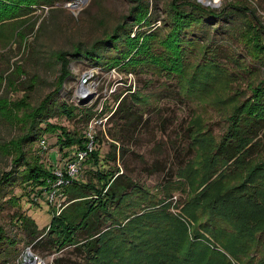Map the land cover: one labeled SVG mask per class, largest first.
Wrapping results in <instances>:
<instances>
[{"label":"trees","instance_id":"16d2710c","mask_svg":"<svg viewBox=\"0 0 264 264\" xmlns=\"http://www.w3.org/2000/svg\"><path fill=\"white\" fill-rule=\"evenodd\" d=\"M50 1L0 0V23L22 13L23 7ZM223 14L196 0H172L167 5L162 27L152 30L150 5L138 0L110 34L88 48L75 46L70 54L81 55L102 69L172 74L179 82L180 78L185 79L188 92L195 82L207 84L214 78L211 71L218 69L216 57L208 50L209 44L200 46L204 41L196 44L190 37L196 29L207 32L211 20L217 21ZM248 28L253 35L252 46L263 52L258 26L248 23ZM199 47L202 59L196 60L187 76L186 55ZM68 54L57 53L60 61L57 85L29 111V130L15 141L13 168L2 173L0 185L19 184L41 190L54 179L51 167L54 159L51 166H46L38 158L28 159L23 150V143L39 136L41 123L45 124L43 130L55 133L56 152L62 157L69 156L73 150L85 149L90 141L85 129L70 131L48 122L55 113L51 107L54 94L70 73ZM127 93L121 98L117 96V109L112 114L136 119L130 103L133 99L140 101V96L135 90ZM54 106L59 112L73 116L72 109L64 102ZM91 114L85 111L82 116L88 120ZM263 129L264 79L254 86L251 97L231 108L227 129L219 141L200 134L201 129L195 132L192 145L199 159L176 172L178 185L181 179L187 184L178 213L171 211L166 196H171V191L179 186L163 185L164 196L158 197L118 168L100 167L99 137L95 134L93 149L82 162L95 167L91 172L96 181L70 179L62 188L66 196L63 208L58 214L51 208L44 229H39L24 214L17 215L16 225L30 241H35V252H59L72 246L82 257L79 262L55 264H231L230 259L238 264H264V250L258 251V258L253 255L264 235V158L252 164L246 162L251 146L264 134ZM115 155L112 149L107 157L114 159ZM18 241L0 228V255L6 262Z\"/></svg>","mask_w":264,"mask_h":264},{"label":"rangeland","instance_id":"374dc122","mask_svg":"<svg viewBox=\"0 0 264 264\" xmlns=\"http://www.w3.org/2000/svg\"><path fill=\"white\" fill-rule=\"evenodd\" d=\"M137 1L51 0L31 8L23 7L22 13L0 23V177L13 168L14 144L29 130V111L56 87L60 74L57 53L65 51L69 53L70 73L54 94L50 105L55 113L48 122L82 132L95 120L92 129L99 137L100 167L118 168L120 173L158 197L164 196L163 185L179 186L166 199L173 213L180 211L187 184L181 179L178 185L176 172L199 159L192 145L195 132L201 129L200 134L219 141L227 129L231 108L251 97L254 86L264 79V51L252 46L253 35L248 28V23L258 26L259 39L264 43V0H211L210 3L196 0L222 11L224 16L217 21L211 20L207 32L196 29L190 37L196 44L204 41L200 46L209 44L208 50L216 57L218 69L211 71L214 78L207 84L195 82L188 92L184 87L185 79L180 78L179 82L172 74L102 69L81 55L70 54L75 46L88 48L110 34L125 20ZM141 1L150 5L154 20L150 29L161 28L167 5L172 0ZM200 49H191L186 55L189 59L187 76L196 60L202 59ZM85 70L93 74L90 80L82 83L85 91L79 97L81 75ZM134 90L140 96V101L133 99L130 103L136 119H125L116 112L112 114L117 109V96L121 98ZM59 102L72 109V117L59 112L54 106ZM101 107V113H97ZM85 111L92 113L88 120L82 116ZM38 127L39 136L23 143L25 155L31 160L38 158L46 166H51L53 159L59 160L61 167L66 158L56 152L55 133L43 130L44 123ZM260 136L246 158L250 164L264 158V134ZM41 140L45 143L41 144ZM112 149L116 152L114 159L107 157ZM51 167L55 169L54 164ZM94 169L91 163L82 162L74 178L80 182L91 178L95 182L91 172ZM30 188L19 184L0 185V228L7 236L19 240L16 249L6 257L8 262L0 255V264H20L28 258L42 264L81 261V255L72 246L59 252L34 251L35 241H30L16 225V217L27 215L39 229H44L50 220L53 203L47 199L48 186L41 190ZM58 201L65 203L66 196L63 194ZM260 239L253 252L257 258L258 251L264 250V235ZM230 261L238 264L233 259Z\"/></svg>","mask_w":264,"mask_h":264},{"label":"built area","instance_id":"2783aa9c","mask_svg":"<svg viewBox=\"0 0 264 264\" xmlns=\"http://www.w3.org/2000/svg\"><path fill=\"white\" fill-rule=\"evenodd\" d=\"M207 3H210L211 0H206ZM93 72L91 70H85L81 76H83V80L81 81V84L79 85V97H82L83 91H85V87L82 83L87 81V79L91 78ZM90 80V79H89ZM100 111L102 110V107L99 109ZM105 116H108L107 114H104ZM104 116V118H106ZM108 118V117H107ZM106 118V119H107ZM101 119V118H100ZM96 122L95 120L91 121L88 125L85 127V133L86 137L90 139V141L87 143L85 149H78V150H73L69 156L63 157L66 158L64 161L63 165L60 167L59 163L56 160L54 162V179L50 182L49 184V189L46 192L47 193V199L50 203H53V207L55 210V213L58 214L61 209L63 208L64 204L60 200V197L63 196L62 188L65 186L70 179H73L79 171L80 165L82 161L84 160L86 154L90 152L93 149L92 141L93 137L95 136L94 131H93V123ZM45 141L41 140V144H44ZM56 197V198H55Z\"/></svg>","mask_w":264,"mask_h":264},{"label":"water","instance_id":"95a60500","mask_svg":"<svg viewBox=\"0 0 264 264\" xmlns=\"http://www.w3.org/2000/svg\"><path fill=\"white\" fill-rule=\"evenodd\" d=\"M34 260L28 258L27 260H24L22 263L20 264H33Z\"/></svg>","mask_w":264,"mask_h":264},{"label":"bare ground","instance_id":"6f19581e","mask_svg":"<svg viewBox=\"0 0 264 264\" xmlns=\"http://www.w3.org/2000/svg\"><path fill=\"white\" fill-rule=\"evenodd\" d=\"M33 264H42V263H36V262H33Z\"/></svg>","mask_w":264,"mask_h":264}]
</instances>
